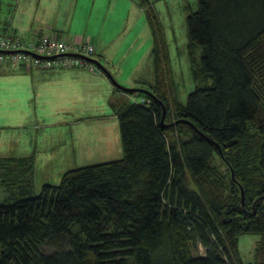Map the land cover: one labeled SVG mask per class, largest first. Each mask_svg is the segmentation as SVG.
I'll return each mask as SVG.
<instances>
[{"label":"trees","instance_id":"16d2710c","mask_svg":"<svg viewBox=\"0 0 264 264\" xmlns=\"http://www.w3.org/2000/svg\"><path fill=\"white\" fill-rule=\"evenodd\" d=\"M149 3L154 94L127 91L144 99L115 108L121 157L34 192L33 157L0 156V264H264V0H197L186 16L195 87L174 110ZM163 105L164 121L181 120L163 126ZM241 233L260 236L254 260Z\"/></svg>","mask_w":264,"mask_h":264},{"label":"rangeland","instance_id":"374dc122","mask_svg":"<svg viewBox=\"0 0 264 264\" xmlns=\"http://www.w3.org/2000/svg\"><path fill=\"white\" fill-rule=\"evenodd\" d=\"M82 2L85 3V7L81 5ZM149 2L153 7L164 44L163 51L167 57L165 61L167 86L164 88H167L166 94L174 110V103L185 102L187 93L195 87L187 50L189 37L186 16L191 9L196 8L197 0H149ZM88 6L89 8L93 6V12L87 26L90 14ZM143 6L142 0H78L77 3L76 0H0V21L13 19V23L18 24V27L39 25L44 30H51L53 25L64 28L72 26L75 30L74 35L82 36L84 41L89 36L95 37L103 31L109 43L122 42L132 47L134 42L139 41L141 45L144 41L151 45L152 27L147 21L148 8ZM94 13L97 16L93 17ZM18 32L25 34L23 31ZM66 34L68 37V33ZM140 45L137 49L132 48L134 50L127 55L125 60L128 64L125 65H122L125 60L123 62L118 60L123 50L118 52L114 48L109 49L118 59L105 60L99 55L100 48L96 51L95 46V52L91 57L106 66L119 84L126 87H144L140 85L142 81L137 78L145 79L151 73L147 65L148 60L144 56H139ZM198 49L200 51V48ZM8 61L9 58L6 57L0 70L7 68ZM134 65L136 67L131 73ZM100 72L102 71L87 70L83 72V76H79L76 83L82 81L81 77L82 79L85 77V81L90 83L88 86H82L85 89V104L83 108L73 106L74 109L69 110L68 106H60L57 109L54 106L56 100L60 103L62 99L61 88L66 93L72 87L66 79L54 82L48 76L47 84L42 83L43 86H40L43 80H31L28 73L26 77L22 76L23 74L6 77L1 75L5 73L0 71V111L2 110L0 119L10 116L21 118L26 127L14 130L16 138L21 133L16 153L30 154L35 151L30 174L31 187L34 191H39L44 182L57 183L62 172L68 168L114 159L122 155L121 140L116 136L119 132L118 120L111 116L113 114L111 105L118 104L121 99L126 101L131 98L107 91L98 78L91 76ZM129 75L132 77H128ZM106 76V73L102 72L103 80H111ZM127 77L132 80H128ZM50 84L56 87L59 85L58 91L53 93ZM147 85L152 87L149 83ZM136 92L132 94H137ZM142 97L144 99V96ZM98 118L107 119V125L103 127L106 122H100ZM115 122L117 125H114ZM26 132L29 134L27 137ZM11 141L4 145L5 141L0 140V151L11 146ZM6 195L0 184L1 198ZM259 237L257 233H241L238 236V248L244 261L254 260ZM202 250V246L197 248L198 252ZM262 257L264 258V254Z\"/></svg>","mask_w":264,"mask_h":264},{"label":"crops","instance_id":"0c3cea01","mask_svg":"<svg viewBox=\"0 0 264 264\" xmlns=\"http://www.w3.org/2000/svg\"><path fill=\"white\" fill-rule=\"evenodd\" d=\"M77 2H78V0H76V3ZM81 5L83 7H85L84 2H82ZM88 8H89V6H88ZM86 9H87V7H86ZM84 12H85V9H84ZM92 12H93V6L89 8L90 14H89V20H88L87 26H88L89 21L91 19ZM95 16H97V15L94 13L93 17H95ZM147 21H149V20H147ZM18 26H19L18 24L13 23V19H11V21L9 19H5L4 21H0V31L13 32V33L17 34L18 36H20L22 39L29 40V39L33 38L32 36H34L35 34H39V33L43 32V29H42L43 27H41L39 25L36 27L28 26L27 28L23 27V25L20 27H18ZM150 29H151L150 37L152 39L151 45L144 43V41H143V43H141V45H140L139 41H136L137 43L134 42L135 44L132 47L129 45H124L122 42L120 44L109 43V41H106L105 32H103V31H101L99 33V35H96L95 37L89 36L87 40L90 41L91 43L93 42L94 44H96V45H94L97 47L96 51L100 48L101 54H99V55H101L105 60L110 59V60L115 61V58H116V60L118 59L117 56H113V54L110 52L109 49L114 48V49L118 50V52L120 50H123L122 53H120V56L118 59L119 61H122V62L126 59L129 52H131L134 49H137V47L140 45V47L138 48V50L140 51L139 56H141V57L144 56V58L146 60H148L149 63L147 65H148V69H149L151 75L145 79H142V78H137V79L142 81V83H140V85L149 88V85H147L148 83L150 85H153L155 83V68H154V57H153L154 55H153V51H152V48L154 46V32H153L152 28H150ZM18 30L25 32V34L18 32ZM51 30L64 33L66 37H67L66 33H68L67 38L72 43L78 42V41H84L82 36H77L78 34L74 35L75 30L73 29L72 26H70L68 28H64V27H57L56 25L55 26L53 25V27H51ZM129 48H131L130 51L126 52V50ZM132 48H134V49H132ZM122 57H123V59H122ZM4 62H5V60L0 61V66H3L1 64H4ZM24 64L25 63H21V65H20V63H19L18 65H14V64H12V62L9 59V65L6 66L8 69L2 68L0 71L2 73H5V74H1V75L6 76V77H15L17 75L23 74L22 76L26 77L27 76L26 73H28L31 75V77H30L31 80H35V81H42L43 80L42 82H40V84H39L40 86H43V84H47L48 76H50V78L54 82H59L60 80L65 81V79H66L67 82L72 85V87L69 88L70 91H68L66 93L61 88L62 99H61L60 103L56 100V102L54 104L55 108L57 109L60 106H68L69 110H70V108L74 109L73 106H78V107L83 108V105L85 104L84 103V100H85L84 91H85V89L82 86H88L90 83L85 81V77H84V79H82V77H81L82 81L79 83H76V80L80 78L79 76H83L84 75L83 72L87 71V69L85 70L84 67L79 66V65H76V66L56 65V66H49L50 67L49 68L47 66H43L40 64L38 65L37 63H33V65H32L31 62H30V65L25 64L26 67ZM113 64H115V62ZM125 64H128L126 62V60L124 61V63H122V65H125ZM35 65L36 66L38 65L39 67L38 66L35 67ZM135 67H136V65H134L132 67L131 73L134 71ZM101 71L104 72L102 69H101ZM102 72L94 73L91 76L93 78H98V80L103 84L104 88L107 91L111 92L112 94H115V93L120 94L122 97H124V96L129 97V98H131L130 99L131 101L143 100V97H142L143 95H141L139 93L132 94V93H128L127 90L117 89V87L112 83L111 80H109V79H108L109 81L103 80L104 78L101 77ZM89 73L91 74V72H89ZM131 73H130V75H131ZM130 75L128 77H132ZM128 77H127L128 80H132V78H128ZM145 83H147V84H145ZM50 85L52 87L51 91H53V93L58 91L57 88L59 85L57 87L52 85V84H50ZM81 88H83V89H81ZM137 96L139 99L137 98ZM130 100L127 99L125 101V100L121 99L118 104L112 103L111 106L113 108L112 109L113 114L111 116H113L114 118L116 117V119H117V116L115 113V108L120 106V105H123L125 103L130 102ZM0 112H2V110ZM11 113H13V112H11ZM105 116H106V114H105ZM10 117H5L4 119H0V140L5 141L4 145L7 143H10L9 141H11V140H15V141H11V146H9L7 149L3 148L4 150L2 152L0 151V156H11L14 158H18V157L30 155L33 157V159H35L33 156L35 154V151L31 152L30 154H21V153L18 154V153H16L17 152L16 151L17 150L16 145H18V143H19V140H20L19 137H20L21 133H19L17 138H16L15 134H14V130L15 129H21V128L26 129V127L23 125V121L21 118H15L14 116L13 117L10 116ZM98 119L100 122L104 121V123L107 121V119H104V118L103 119L98 118ZM106 125H107V122L105 125H103V127H105ZM114 125H117V123L115 122ZM27 127H30V126H27ZM118 128H119V125H118ZM25 135L27 137V135H29V134H27V132H26ZM116 136H119V138H120V132H118V134H116ZM120 140H121V138H120ZM121 147H122V145H121ZM0 148H1V146H0ZM31 173H32V169L29 171V173L26 177L30 181H31V178H30ZM0 184L3 186L4 190L8 194V189L6 187H4V185L2 183H0ZM34 192H36V191H34Z\"/></svg>","mask_w":264,"mask_h":264},{"label":"built area","instance_id":"2783aa9c","mask_svg":"<svg viewBox=\"0 0 264 264\" xmlns=\"http://www.w3.org/2000/svg\"><path fill=\"white\" fill-rule=\"evenodd\" d=\"M32 37L26 40L13 32L0 31V61L8 57L14 65L19 63L30 64V62L47 67L79 65L92 72L101 71V68L95 62L83 57V55L92 56L95 52V46L88 40L72 43L64 33L44 29L43 32ZM21 49L46 56L64 51H75L81 55H57L42 58Z\"/></svg>","mask_w":264,"mask_h":264},{"label":"water","instance_id":"95a60500","mask_svg":"<svg viewBox=\"0 0 264 264\" xmlns=\"http://www.w3.org/2000/svg\"><path fill=\"white\" fill-rule=\"evenodd\" d=\"M23 50V49H21ZM23 51H26V52H29L31 53L32 55H36V56H39V57H42V58H47V57H55L57 55H81L80 53H77L75 51H64V52H60V53H56V54H52V55H49V56H46V55H41V54H36L34 52H30L28 50H23ZM83 57H85L86 59L92 61V62H95L103 71L104 73H106V75L111 79V81L113 82V84L120 88V89H123V90H127V91H142L144 93H148V94H154L148 87H135V86H131V87H126L124 85H121L119 84L116 79L113 77L112 73L110 72V70L104 66L98 59L94 58V57H91V56H86V55H83ZM165 111H166V108H165V105H163V109H162V114H161V124L163 126L165 125H169L171 123H175L181 119H175L173 120L172 122H166L164 121V116H165ZM241 199L243 201L244 199V191L241 187Z\"/></svg>","mask_w":264,"mask_h":264},{"label":"bare ground","instance_id":"6f19581e","mask_svg":"<svg viewBox=\"0 0 264 264\" xmlns=\"http://www.w3.org/2000/svg\"><path fill=\"white\" fill-rule=\"evenodd\" d=\"M8 62H9V61H8ZM20 65H21V64H20ZM22 65H23V64H22ZM24 65H25V64H24ZM29 65H30V64H29ZM29 65H28V66H29ZM32 65H33V63H32ZM32 65H31V66H32ZM38 65H39V64H38ZM38 65H37V66H38ZM37 66L35 65V67H37ZM25 67H26V65H25ZM33 67H34V66H33ZM38 67H39V66H38ZM40 67H41V66H40ZM45 68H46V67H45ZM49 68H50V67H49Z\"/></svg>","mask_w":264,"mask_h":264}]
</instances>
